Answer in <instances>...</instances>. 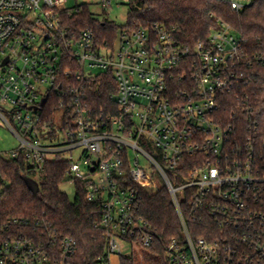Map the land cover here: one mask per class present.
<instances>
[{"label": "built area", "instance_id": "1", "mask_svg": "<svg viewBox=\"0 0 264 264\" xmlns=\"http://www.w3.org/2000/svg\"><path fill=\"white\" fill-rule=\"evenodd\" d=\"M66 2L0 0V126L17 139L9 157L0 156L24 158L37 172L46 162L69 164L68 182L83 184L87 200L102 205L101 264L144 263L158 236L141 216L142 195L163 187L182 233L165 248L166 264H264V142L257 137L264 114L248 134L221 116L227 95L237 97L232 120L255 113L239 94L235 30L221 23L207 43L191 47L176 27L156 24L120 31L111 48L98 45L92 29L67 23L79 9ZM107 73L116 81L114 107L98 111L89 92ZM78 152L77 162L62 160ZM24 225L0 222V264H70L77 241L46 244L15 233Z\"/></svg>", "mask_w": 264, "mask_h": 264}, {"label": "trees", "instance_id": "2", "mask_svg": "<svg viewBox=\"0 0 264 264\" xmlns=\"http://www.w3.org/2000/svg\"><path fill=\"white\" fill-rule=\"evenodd\" d=\"M127 6L128 23L124 26L99 22L93 17L89 5L78 6L79 13L66 20L79 29H92L96 43L111 48L116 46L120 31H136L156 24L176 27L182 41L194 47L207 43L212 33L220 29L221 23L228 24L241 40L240 59L236 65L240 77L239 94L249 97L255 113L247 119L232 120L237 97L227 95L222 122L235 124L248 134L251 123L259 121L264 114V0H250V4L240 11H234L228 2L222 0H131ZM91 87L89 97L96 110L108 105L114 107L110 96L117 88L111 73L97 77ZM56 106L58 99L55 98L46 107L51 111ZM259 127L257 137L263 144L264 126L259 123ZM68 169L66 162H46L44 170L37 172L24 158L8 160L0 156V222H25L26 227L15 228V233L21 231L46 244H50L53 237L59 241L71 238L77 241L78 247L70 264H101L107 249L101 226L102 205L87 200L85 186L80 182L76 183L74 200L69 199L62 191L68 183ZM30 181L37 183L38 192L30 187ZM142 196L141 216L153 226L158 236L155 248L144 252L143 264H166L165 248L171 240L182 236L171 196L165 187L156 194L143 192ZM122 261L128 263L130 260L125 258ZM135 263L140 264L139 258L132 262Z\"/></svg>", "mask_w": 264, "mask_h": 264}, {"label": "rangeland", "instance_id": "3", "mask_svg": "<svg viewBox=\"0 0 264 264\" xmlns=\"http://www.w3.org/2000/svg\"><path fill=\"white\" fill-rule=\"evenodd\" d=\"M103 0H67L66 7L75 8L76 6L89 5L93 17L99 22L107 21L117 26H124L128 23V6L125 0H114L109 5H104ZM238 4L248 6L250 0H234ZM17 145V139L3 126H0V154L9 157V152ZM80 153L63 155L62 160H73L77 162ZM71 201L76 196V188L69 182L62 187Z\"/></svg>", "mask_w": 264, "mask_h": 264}, {"label": "water", "instance_id": "4", "mask_svg": "<svg viewBox=\"0 0 264 264\" xmlns=\"http://www.w3.org/2000/svg\"><path fill=\"white\" fill-rule=\"evenodd\" d=\"M30 187L34 190V192H38V185L37 183L33 182V181H30Z\"/></svg>", "mask_w": 264, "mask_h": 264}]
</instances>
